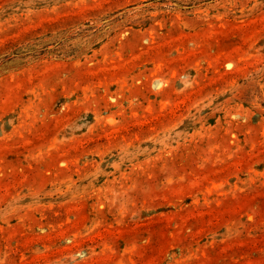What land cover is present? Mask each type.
<instances>
[{
    "label": "rangeland",
    "instance_id": "obj_1",
    "mask_svg": "<svg viewBox=\"0 0 264 264\" xmlns=\"http://www.w3.org/2000/svg\"><path fill=\"white\" fill-rule=\"evenodd\" d=\"M0 264H264V0H0Z\"/></svg>",
    "mask_w": 264,
    "mask_h": 264
}]
</instances>
